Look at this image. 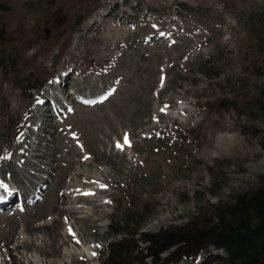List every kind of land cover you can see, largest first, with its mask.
Returning <instances> with one entry per match:
<instances>
[{
  "label": "rangeland",
  "instance_id": "374dc122",
  "mask_svg": "<svg viewBox=\"0 0 264 264\" xmlns=\"http://www.w3.org/2000/svg\"><path fill=\"white\" fill-rule=\"evenodd\" d=\"M0 23V172L12 164L23 179L11 205L0 208V242L8 234L0 264L16 257L97 264L107 241L119 237L110 220L125 206L146 219L122 228L143 254L147 233L200 223L215 205L264 180V0H0ZM206 60L218 75L205 74ZM64 70L72 93L65 90L57 110L43 96L52 84L64 90L65 82L57 84ZM33 77L39 86L31 87ZM46 105L54 131L46 130L49 121L32 122ZM125 133L131 146L121 151ZM85 174L91 177L80 186ZM14 182L0 178V189ZM64 205L81 219L52 208ZM53 220L59 234L36 232L37 249L29 227ZM17 237L29 248L12 249ZM172 247L157 264H217L222 253L210 245L166 262Z\"/></svg>",
  "mask_w": 264,
  "mask_h": 264
},
{
  "label": "trees",
  "instance_id": "16d2710c",
  "mask_svg": "<svg viewBox=\"0 0 264 264\" xmlns=\"http://www.w3.org/2000/svg\"><path fill=\"white\" fill-rule=\"evenodd\" d=\"M180 6V2H176ZM108 13V12H106ZM4 28L0 23V42L5 40ZM209 60L204 70L207 74L212 67ZM33 77L31 87L39 86L40 79ZM138 219L134 207H121L115 219L110 220L111 233L119 235L107 241V249L97 264H147L150 257L153 264L163 262L159 255L166 250L163 257L166 262L191 256L195 252L213 246L221 249L217 264H264V180L245 191L231 196L228 201L215 205L212 217L203 218L200 223L184 221L170 224L147 233L143 239L147 241L143 254H137L135 246L130 245L131 232H122L133 223L142 226L146 219ZM117 227H115V224ZM133 228V226L131 227ZM162 258V259H163Z\"/></svg>",
  "mask_w": 264,
  "mask_h": 264
},
{
  "label": "bare ground",
  "instance_id": "6f19581e",
  "mask_svg": "<svg viewBox=\"0 0 264 264\" xmlns=\"http://www.w3.org/2000/svg\"><path fill=\"white\" fill-rule=\"evenodd\" d=\"M61 76H60V80H59V82L57 83V84H60V85H63L64 84V82L66 81V71L64 70V71H62V73L60 74ZM66 83V82H65ZM60 88V87H59ZM59 88H57V86H55L54 84H52L50 87H48V89H46L45 91H44V96L43 97H45V101H44V103L43 104H45V102H47V98L48 97H50V96H52L53 98H54V100L55 101H53L54 103V106H53V109H57L56 108V104H62V101H63V99L67 96H69L68 94H67V92L65 91V90H67L68 91V84L66 83L65 85H64V90L63 91H61ZM60 92V93H62V97H60L59 98V93H57V92ZM75 91V90H74ZM69 92V94L70 93H72V91H68ZM74 94V93H73ZM95 94V93H94ZM89 95H91V93H89ZM71 96H73V95H71ZM73 100H75V102H76V99H73ZM44 106V105H43ZM46 107H47V109H44L45 111H44V114H43V117L42 118H37V117H35V116H33L32 115V122H35V121H41V120H43L44 122H45V125H46V122H48L49 121V123H48V126H47V128H46V130L47 131H52L53 129L52 128H54V127H52L51 126V120H48V119H51L52 117H53V113H52V107H48L47 105H46ZM63 107H65L64 106V104H62V108ZM36 110V109H35ZM58 110V109H57ZM55 111V110H54ZM36 112V111H35ZM36 114H37V112H36ZM37 116H38V114H37ZM48 116V117H47ZM54 126V125H53ZM54 131V130H53ZM56 131V130H55ZM58 133V132H57ZM30 134H33V132H31ZM34 135V134H33ZM30 136H32V135H30ZM56 136V135H55ZM20 153V152H19ZM39 158V157H38ZM95 160L96 161H99V160H103V161H105V157H103L102 155H100V153H97L96 155H95ZM107 160H109L108 158H106ZM37 160V159H36ZM52 160V159H51ZM8 162V161H7ZM12 162H13V160H12ZM112 162L113 163H115V159L114 160H112ZM30 164H32V163H28V165H30ZM35 164H37L38 165V163H37V161H36V163H33L32 165H35ZM74 164V163H73ZM3 165V164H2ZM75 165V164H74ZM49 167V166H48ZM34 168H37V167H34ZM50 168V167H49ZM72 168V167H71ZM24 169V168H23ZM47 169V168H46ZM20 171H21V169H19ZM27 170V169H26ZM48 170V169H47ZM46 170V171H47ZM50 171V170H49ZM67 171V170H66ZM25 174H27V173H25ZM7 177H9L10 179H14L15 180V182H14V184H5V189H0V208L2 207H6V206H9V205H11L10 203L12 202V197L14 196V194H17V191H18V187L19 186H22V180H21V178H20V175L18 174V172H17V170H16V166H14L13 167V165L12 164H4V166H3V168H2V170H1V172H0V178L2 179V180H4V181H6V178ZM85 180H82V181H80L79 182V185L81 186V185H86L87 183H88V179L91 177L89 174H85ZM27 179V178H26ZM31 179V178H30ZM45 181H46V179H45ZM28 182H29V180H28ZM46 185H47V183H46ZM20 189V188H19ZM22 189V188H21ZM1 190H3V191H1ZM10 191V193H9V191ZM57 190V189H56ZM20 193H19V196H20V199H22V204H23V202H26V195H25V192H21V191H19ZM97 192H99L98 190L95 192V193H97ZM43 193V192H42ZM41 193V194H42ZM45 193H47V191L45 192ZM57 193V192H56ZM100 193H102L101 191H100ZM60 194V193H59ZM43 195V194H42ZM45 195V194H44ZM56 196V195H55ZM58 196V195H57ZM65 197H67V195H64V197L62 196V202L64 201V199H65ZM77 197V199L78 200H83L82 202H92V200L93 199H90L89 197H86V196H84L83 198H80L79 196H76ZM56 198H59V197H56ZM55 200V199H54ZM58 204L59 203H57V206H58ZM53 205H55V204H53ZM37 206V204L36 205H34V207H36ZM52 207V206H51ZM1 208V209H2ZM52 208H54V210H56V211H58V215L59 216H61V214L62 213H66V214H68V216L70 215V217L72 218V219H74L75 220V218L78 216V212H75V208L74 207H67L66 205H64L61 209L59 208V209H56V207H52ZM51 208V209H52ZM81 208V210H83L84 208H82V207H80ZM97 208V207H96ZM50 209V210H51ZM77 210V209H76ZM55 211V212H56ZM85 212H87V211H85ZM93 212V211H92ZM3 212H0V214H2ZM10 213V212H9ZM11 214V213H10ZM11 217V216H10ZM89 217V216H88ZM87 216L86 217H84V219H86V220H88L89 218H88ZM53 219V218H52ZM81 218H79L78 217V219L76 218V222L78 221V220H80ZM29 221H31V220H29ZM7 223H6V225H8V226H10L11 228H13V230L15 229L14 228V225H13V223H14V221H13V217H11V220H9V218H7V221H6ZM17 224V223H16ZM30 224V223H29ZM59 224H61L60 223V220H53V221H49L48 223H43V224H38V226H36L34 229H31L30 227H29V230L31 231V233H32V236H31V242L30 243H32L34 246H36V247H38L37 249H39V248H41L42 247V245H39L38 243H36L37 241H35V238H40V242L42 243L43 242V240L41 241V237H37V235L36 236H34V234L36 233V232H40L42 235H43V237H45V236H48V237H50V236H52V237H57V234H59L58 233V227H59ZM23 225L25 226V227H27L28 226V222H25V223H23ZM41 225H43V226H41ZM26 230H27V228H26ZM6 231V230H5ZM29 231V232H30ZM76 231L80 234L81 233V230H80V227H78L77 226V229H76ZM5 233V232H4ZM7 233V232H6ZM12 233V232H11ZM77 233V234H78ZM65 234H67V233H65ZM8 235V234H7ZM6 235V236H7ZM80 235H83L82 233L80 234ZM6 236H4L3 237V239L1 240V242H0V247H5L7 244H8V238H6ZM70 234L68 233L67 235H64V242L66 241V239H67V241H68V239H70ZM8 237V236H7ZM34 237V238H33ZM14 240L16 241V244L14 243V247L12 248V249H16L17 248V246L18 245H21V247H25V246H27L28 248H29V242H27V240L26 239H23L22 237H17V238H14ZM81 240V239H80ZM6 255H7V251H5V249L4 250H2V252L0 253V257L2 256V257H6ZM72 262H78V261H80L79 260V258L76 256V255H74V256H72ZM20 260V257H16L11 263L12 264H21V262H18ZM4 264H9L8 263V260L7 261H5V263Z\"/></svg>",
  "mask_w": 264,
  "mask_h": 264
},
{
  "label": "snow or ice",
  "instance_id": "6c2138e0",
  "mask_svg": "<svg viewBox=\"0 0 264 264\" xmlns=\"http://www.w3.org/2000/svg\"><path fill=\"white\" fill-rule=\"evenodd\" d=\"M162 80H163V78H162ZM161 111H164V109H161ZM157 135H159V133H157ZM22 136H23V133H21L20 136L17 137V139L19 140ZM124 146H129V147L131 146V142H130V140L128 138V134L127 133L124 134L123 144H121L120 142H117V144H116V147L118 149H120L121 151L123 150ZM87 158L88 157H85V159H87ZM101 187H106V186L105 185H101ZM87 194H91V193H87ZM68 231H69L70 234H73L72 233V229L70 227H69ZM97 247H99V245H97ZM93 255H96V253H93Z\"/></svg>",
  "mask_w": 264,
  "mask_h": 264
}]
</instances>
